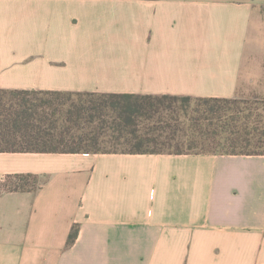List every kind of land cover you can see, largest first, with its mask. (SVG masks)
<instances>
[{
  "label": "crops",
  "instance_id": "1",
  "mask_svg": "<svg viewBox=\"0 0 264 264\" xmlns=\"http://www.w3.org/2000/svg\"><path fill=\"white\" fill-rule=\"evenodd\" d=\"M262 54L264 0H0L4 89L264 96ZM0 264H264V154L0 151Z\"/></svg>",
  "mask_w": 264,
  "mask_h": 264
},
{
  "label": "trees",
  "instance_id": "2",
  "mask_svg": "<svg viewBox=\"0 0 264 264\" xmlns=\"http://www.w3.org/2000/svg\"><path fill=\"white\" fill-rule=\"evenodd\" d=\"M0 151L264 154V100L0 88Z\"/></svg>",
  "mask_w": 264,
  "mask_h": 264
},
{
  "label": "rangeland",
  "instance_id": "3",
  "mask_svg": "<svg viewBox=\"0 0 264 264\" xmlns=\"http://www.w3.org/2000/svg\"><path fill=\"white\" fill-rule=\"evenodd\" d=\"M259 56L261 57V55H259ZM262 56H264V55L262 54ZM258 97L261 98V100H264V96L263 95L262 96H255V94L254 95L246 94V95L239 96L238 98L249 99L250 102H253ZM10 181H11V184H10L11 186H16V185L20 184V182H21V180L18 179V178H14V179H12Z\"/></svg>",
  "mask_w": 264,
  "mask_h": 264
}]
</instances>
